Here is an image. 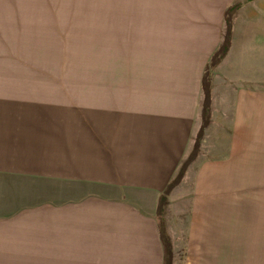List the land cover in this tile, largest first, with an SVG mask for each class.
I'll list each match as a JSON object with an SVG mask.
<instances>
[{"label": "crops", "instance_id": "obj_1", "mask_svg": "<svg viewBox=\"0 0 264 264\" xmlns=\"http://www.w3.org/2000/svg\"><path fill=\"white\" fill-rule=\"evenodd\" d=\"M234 2L35 1L30 32L25 0H0V264L164 263L158 200ZM245 22L257 69L229 70L255 85L233 89L210 148L204 130L172 264H264V15Z\"/></svg>", "mask_w": 264, "mask_h": 264}, {"label": "rangeland", "instance_id": "obj_2", "mask_svg": "<svg viewBox=\"0 0 264 264\" xmlns=\"http://www.w3.org/2000/svg\"><path fill=\"white\" fill-rule=\"evenodd\" d=\"M35 1L58 2V1H65V0H25L26 10L29 9V11H27L26 13V31H30V32H32V27H31L32 17H31L30 11L32 9V3ZM84 1H93V0H84ZM255 1L256 0H240L239 2L240 3L239 9H237V11L235 12L233 16V20H234V17L238 19V25H235V26L239 29L238 32L240 35L239 36L240 39L234 43L235 48L232 51V53H230L229 56H227V53H226L224 57L212 69L213 73H212V78L210 81L209 116L207 119V123L205 127L203 128L202 137L198 142L199 145L196 150L197 153L193 159L188 161L187 166L185 167L183 176L181 177L179 182L176 183V185H174V186H177L176 187L177 189H175L176 191H173V192L170 191V194L168 196V198L170 199L167 200V203L166 205L163 206V209H161V212L160 213L158 212L157 214L160 225L163 226L164 231L167 235V238L170 241V244H172L171 241L175 242L177 240L178 246L180 248L182 244V242L180 241L182 240V234H183L184 226L186 222L185 210L187 208V206L185 205L186 201H181L180 199L187 192L190 191V187H191L190 185H191V180H192L194 170L196 166L198 165V163L202 159H205V156L207 154L206 149L210 148V145H211L210 139L212 137L210 135V132L214 131V134H216V132L221 129V128H218L220 124L219 119L225 118L229 115L228 108L230 105V97H231V92L233 91V89H235V87L239 85L250 86V87H254L255 85V83L251 81L235 80L237 77V74L229 70L232 68H237L241 70H252L253 68H255L254 70L257 69V65H258L257 52L256 54L253 55L252 53L247 54V52H243L242 50H239L240 45H241L239 43L241 40H243V37H244V34L242 33L241 29L244 27H247L245 26L246 17H256L257 15H264V9L260 8V6ZM93 12H95L94 9H90V8L84 9V16H92V15L94 16L95 14H92ZM56 27L58 29V32H60V30L65 29L64 25L61 24L60 22H57ZM231 35H232V27H231ZM255 42L257 43V40H255ZM261 42L262 41L259 40L256 46L260 47ZM230 43H231V40H230ZM236 51H238L237 53H239L238 58L236 59V57L234 56V60L230 61L227 66L223 67L224 63H222L221 61L225 58V56H227V60H228L230 59L231 55L234 54V52ZM261 52H264V51H261ZM237 53H235L236 56H237ZM220 63H222V65H219ZM218 68H219V71H218ZM202 102H203V95H202ZM201 112H202V105H201ZM200 118H201V125H202V113H201ZM208 128H209V131H208L209 133H207L208 136L205 142L206 144L205 146L207 148L202 149L204 145V143H202L204 139V135H205L204 130ZM196 139H197V134L194 136L193 141L195 142ZM179 213L181 216H178ZM171 249H172V245H171Z\"/></svg>", "mask_w": 264, "mask_h": 264}, {"label": "trees", "instance_id": "obj_3", "mask_svg": "<svg viewBox=\"0 0 264 264\" xmlns=\"http://www.w3.org/2000/svg\"><path fill=\"white\" fill-rule=\"evenodd\" d=\"M239 2L232 3L224 12V31L222 35V39L216 48V50L212 53L210 56L209 62L204 70V74L202 76V92H203V102H201L202 105V125L197 133V139L193 144L192 149L186 156V158L182 161L180 164V167L178 169V172L176 176L169 182L167 185L165 191L163 194L159 197L158 200V207L157 211L160 213L161 209H163V206L167 203V194L171 190V188L176 185V183L179 182L181 177L183 176V173L185 171V167L187 166V163L189 160L193 159L194 156L197 153L198 148V142L202 137L203 128L205 127L207 123V119L209 116V100H210V81L212 78L213 73V67L224 57V55L227 53L230 45L231 40V27H232V20L235 12L239 8ZM159 232H160V238L162 240L163 246H164V263L163 264H172V251H171V244L169 239L167 238V235L164 231L163 226L160 225L159 222Z\"/></svg>", "mask_w": 264, "mask_h": 264}]
</instances>
